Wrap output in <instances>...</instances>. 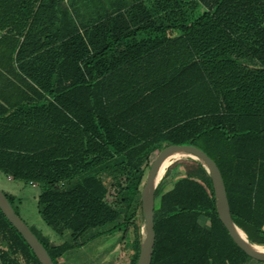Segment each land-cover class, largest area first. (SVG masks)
I'll return each mask as SVG.
<instances>
[{"label": "trees", "instance_id": "16d2710c", "mask_svg": "<svg viewBox=\"0 0 264 264\" xmlns=\"http://www.w3.org/2000/svg\"><path fill=\"white\" fill-rule=\"evenodd\" d=\"M184 143L217 162L234 221L264 245V0H0V172L40 187L60 241L30 227L55 264L116 231L136 264L151 155ZM177 165L151 264H247L206 166ZM0 264H42L1 208Z\"/></svg>", "mask_w": 264, "mask_h": 264}, {"label": "water", "instance_id": "95a60500", "mask_svg": "<svg viewBox=\"0 0 264 264\" xmlns=\"http://www.w3.org/2000/svg\"><path fill=\"white\" fill-rule=\"evenodd\" d=\"M185 153L186 156L200 160L207 168L212 179V185L216 197V208L219 218L229 231L236 244L243 249L252 259L263 262L264 250L255 246L251 242L247 233L240 228L234 221L231 213L225 181L217 162L202 148L193 144H171L159 150L150 168L146 174L144 184L141 189V206L144 215L143 224V241L139 257L136 264H151L155 243V206L156 190L160 178H158L160 169L164 162L172 157L175 153ZM174 161V160H173ZM172 161V162H173ZM171 162V163H172ZM0 208L9 221L22 234L24 239L33 249L36 256L42 264H55L45 245L39 237L33 232L26 221L16 212L12 203L8 199L4 190L0 188ZM244 233V235H243ZM54 246L55 243H52Z\"/></svg>", "mask_w": 264, "mask_h": 264}, {"label": "rangeland", "instance_id": "374dc122", "mask_svg": "<svg viewBox=\"0 0 264 264\" xmlns=\"http://www.w3.org/2000/svg\"><path fill=\"white\" fill-rule=\"evenodd\" d=\"M157 153L158 150L152 153V161ZM187 158L190 156L185 155L174 159L169 164L158 182L157 191L159 195L169 189L177 179L185 175L182 165L175 166L170 173H168V168L177 160ZM148 170L149 167H147L146 172ZM7 178L9 179L0 172V188L15 195V205L18 206L19 213L26 223L35 229L39 235H45L53 241H60L55 231L46 224L38 212L37 198L41 191L40 187ZM202 222L209 223V219L203 216ZM121 234L120 231H116L114 234L93 238L81 248L70 251L65 259L59 260V264H129L134 254L133 234L130 233L123 240L120 239ZM249 262L250 264H263V262L255 259L249 260Z\"/></svg>", "mask_w": 264, "mask_h": 264}, {"label": "bare ground", "instance_id": "6f19581e", "mask_svg": "<svg viewBox=\"0 0 264 264\" xmlns=\"http://www.w3.org/2000/svg\"><path fill=\"white\" fill-rule=\"evenodd\" d=\"M186 154L185 153H175L172 157H170L168 160H166L164 162V164L162 165L161 169H160V173H159V176L158 178L162 177L166 171V168L169 166V164L174 160V159H177V158H180L182 156H185ZM244 235V233H243ZM245 236V235H244ZM255 246L261 250H264V245L262 244H255Z\"/></svg>", "mask_w": 264, "mask_h": 264}, {"label": "crops", "instance_id": "0c3cea01", "mask_svg": "<svg viewBox=\"0 0 264 264\" xmlns=\"http://www.w3.org/2000/svg\"><path fill=\"white\" fill-rule=\"evenodd\" d=\"M18 74V73H17ZM9 77H11L15 82H17V84L23 88L26 87V84H25V81H22L18 78H16V75H10L9 74ZM9 87H12V85H9ZM8 179V178H7ZM9 180V179H8ZM40 193V192H39ZM45 236V235H44ZM121 239V238H120ZM122 240V239H121ZM60 259H65V256L61 257ZM247 264H250V262L248 261Z\"/></svg>", "mask_w": 264, "mask_h": 264}, {"label": "built area", "instance_id": "2783aa9c", "mask_svg": "<svg viewBox=\"0 0 264 264\" xmlns=\"http://www.w3.org/2000/svg\"><path fill=\"white\" fill-rule=\"evenodd\" d=\"M8 177H9V179H12V176H8ZM30 184L37 185L36 182H34V181H30Z\"/></svg>", "mask_w": 264, "mask_h": 264}]
</instances>
